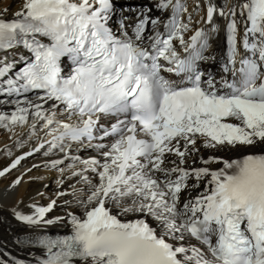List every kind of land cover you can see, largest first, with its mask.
Segmentation results:
<instances>
[{
	"label": "snow or ice",
	"instance_id": "1",
	"mask_svg": "<svg viewBox=\"0 0 264 264\" xmlns=\"http://www.w3.org/2000/svg\"><path fill=\"white\" fill-rule=\"evenodd\" d=\"M155 7L171 8V18L124 16L116 32L112 0H23L12 19L3 18L7 9L0 13V53H30L20 61L0 57V96L9 97L0 104L15 106L0 112V127L28 125L35 134L43 121L49 150L75 143L100 157H73L83 168L72 175L88 186L83 198L73 190L84 214L71 215V234L38 239L45 249L39 264H264V150L201 158L222 165L215 170L185 167L198 140L209 149L264 145V0L208 4V23L216 14L228 21L219 79L200 68L210 59L207 34L185 40L187 8L179 0ZM19 62L15 77L4 79ZM55 204L16 216L52 224L60 218L44 217ZM128 214L140 218L121 219Z\"/></svg>",
	"mask_w": 264,
	"mask_h": 264
},
{
	"label": "bare ground",
	"instance_id": "2",
	"mask_svg": "<svg viewBox=\"0 0 264 264\" xmlns=\"http://www.w3.org/2000/svg\"><path fill=\"white\" fill-rule=\"evenodd\" d=\"M1 1V0H0ZM236 0H229V3H235ZM23 0H5L0 3V13L6 14L3 18L6 20L12 19L14 13L19 11ZM158 0L152 2L151 5H156ZM219 52L218 46L212 48L209 54L210 59H214ZM7 56V53L0 54V57ZM211 59V60H212ZM6 79V77L4 78ZM32 96V95H31ZM30 96V97H31ZM9 97L0 96V101L7 100ZM11 99H16L12 97ZM23 99V97H19ZM47 109L49 105H44ZM15 111V106L12 104H0V112L11 113ZM57 119H62L60 111L57 110ZM32 122V117L29 116V124ZM42 124L37 123L35 134L28 125L23 127L15 126L13 130L0 127V172H4L0 176V260L6 264H16V261H24L25 264H33L38 259L43 257V252L30 247V240L46 234L69 233L71 232V215L83 216L84 208L77 203V195L83 198L87 191V185L80 181L79 177L73 176V170H80L83 165L73 159L79 157L81 160L91 157L100 158L97 151L90 148H78L76 145L67 147L68 156L63 159L65 151L59 153L58 149L49 150V144L41 149L36 154L22 160L15 168L12 164L14 160L23 153L32 150L37 145L48 142L52 139L46 135L47 130H42ZM67 144V143H66ZM198 153H194L188 159L185 167H209L215 170L220 167V164L204 165L201 158L207 160L209 157H218L224 159H237L249 153H259L264 150V145H258L250 148L242 149H209L203 147L201 141H197ZM48 152V155H45ZM63 160L56 168L51 167L53 161ZM75 164V169L70 167ZM63 168L65 171L60 172ZM89 176V179L96 183L94 174L84 173ZM20 180L17 184L16 181ZM79 181V182H78ZM203 185L201 186V188ZM78 191L77 195H73V190ZM64 192L65 195H59ZM196 191L192 192L195 195ZM187 193H185V197ZM53 200L56 201L55 206L44 217L45 220L51 219L58 222L52 224L29 225L16 216L19 212L24 215L34 214L36 207H46ZM183 200V198H182ZM115 212V210H114ZM140 218L138 214H128L121 217L122 220H134ZM155 226L153 221H149Z\"/></svg>",
	"mask_w": 264,
	"mask_h": 264
},
{
	"label": "rangeland",
	"instance_id": "3",
	"mask_svg": "<svg viewBox=\"0 0 264 264\" xmlns=\"http://www.w3.org/2000/svg\"><path fill=\"white\" fill-rule=\"evenodd\" d=\"M5 0H1L0 1V3H3ZM40 124H43V122L42 121H40Z\"/></svg>",
	"mask_w": 264,
	"mask_h": 264
}]
</instances>
